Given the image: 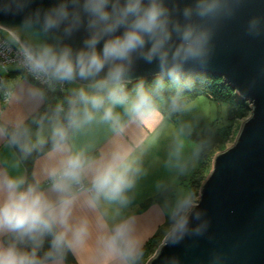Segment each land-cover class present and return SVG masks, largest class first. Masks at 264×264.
<instances>
[{"label":"clouds","instance_id":"clouds-1","mask_svg":"<svg viewBox=\"0 0 264 264\" xmlns=\"http://www.w3.org/2000/svg\"><path fill=\"white\" fill-rule=\"evenodd\" d=\"M244 9V34L264 40V5L250 0H0V18L18 19L0 21L11 57L0 73H23L0 78V264H67L70 254L82 264H147L127 210L161 139L153 189L163 227L150 259L186 264L164 249L211 240L199 196L180 182L212 144L188 92L217 33ZM25 100L30 114L9 113ZM233 252L213 245L193 264H230Z\"/></svg>","mask_w":264,"mask_h":264},{"label":"water","instance_id":"water-1","mask_svg":"<svg viewBox=\"0 0 264 264\" xmlns=\"http://www.w3.org/2000/svg\"><path fill=\"white\" fill-rule=\"evenodd\" d=\"M257 3L264 5V0H250ZM251 10L244 9L239 19L217 33L211 59L193 72L220 78L249 104L251 117L243 122L235 143L213 158L200 187V208L210 221L211 240L188 238L164 249L186 264L206 256L213 245L234 249L230 264H264V40H253L243 32V20ZM0 21L18 23L11 18ZM150 71L149 66L140 69L144 75ZM147 264L158 262L150 259Z\"/></svg>","mask_w":264,"mask_h":264},{"label":"rangeland","instance_id":"rangeland-1","mask_svg":"<svg viewBox=\"0 0 264 264\" xmlns=\"http://www.w3.org/2000/svg\"><path fill=\"white\" fill-rule=\"evenodd\" d=\"M0 32H5V31L0 30ZM9 35H0V42H3L4 44H6L7 40L9 39ZM7 53H9L8 49H7ZM7 56L10 57L9 54ZM2 60H5V59L2 58ZM14 69L15 67H9L7 70L12 71ZM5 80H8V78L5 77ZM28 82L32 84L35 83L34 81H31V79H29ZM230 97H231L230 100H232V102L234 103V106H237L235 104L236 101L244 103L243 101L238 99L237 96L233 92ZM190 103L192 105L191 115L194 118V120L197 122L199 128L201 130H204L206 133H208L212 137V144L208 149V154L213 162V158L218 153L226 151L235 143L237 136L240 133L243 122H245L247 119L251 117V111L249 108V104L244 103L245 106L244 105L243 106L246 107L247 109L244 108L245 111L240 110L241 113L244 112L245 114L244 116H241V118L230 122L228 118L230 102L228 101L227 102L215 101L214 99H211L207 95H201V96L196 97L194 100L190 101ZM224 128L228 129L229 131L226 133V136L222 138L220 137L218 138L220 130ZM164 145H165V141L161 139L159 142V146L154 148V154H150L148 158L151 160H154V158L156 157L163 158ZM199 163L200 161L198 162L196 167L187 176L182 177L180 180V182L183 185L193 188L196 191L197 195H199L200 187L202 186L204 181L208 178L209 173H210L208 171L203 172L202 182H199V183L194 182L195 180L193 176L199 170V165H200ZM210 171H211V168H210ZM161 176L159 175H157V177L153 176L152 180L150 181L152 184V187L154 185V182L157 179H159ZM151 191H154V189H152ZM151 193L154 196H156L155 192H151ZM162 227L158 230V233L154 236L155 238L153 237L154 239L153 238L149 239L144 245L145 247L150 242L149 248L145 251L147 263L150 260L152 253L155 251V247L161 236Z\"/></svg>","mask_w":264,"mask_h":264},{"label":"crops","instance_id":"crops-1","mask_svg":"<svg viewBox=\"0 0 264 264\" xmlns=\"http://www.w3.org/2000/svg\"><path fill=\"white\" fill-rule=\"evenodd\" d=\"M19 77H21V74L9 75V77L7 76L8 80H15ZM14 110L21 111L25 114H30L34 110V105L25 100L16 105L15 109H9V113ZM150 154H154V149ZM7 155V149H4L2 146H0V157H7ZM149 155L146 156L144 161L146 174L140 179L136 188L134 189L132 193V203L127 210L128 214L137 217V227L140 234L143 236L145 243L149 239H152L162 227V225L158 227L156 223L157 197L151 193L154 191H151L153 187L150 181L152 180L153 176L157 177V175H163L164 170L161 163L163 158L156 157L154 160H151L148 158ZM24 167L27 169L26 164ZM73 258L76 260L77 264H82L84 256L79 259L76 257Z\"/></svg>","mask_w":264,"mask_h":264},{"label":"trees","instance_id":"trees-1","mask_svg":"<svg viewBox=\"0 0 264 264\" xmlns=\"http://www.w3.org/2000/svg\"><path fill=\"white\" fill-rule=\"evenodd\" d=\"M10 71H6L0 74L4 76V78L5 77L7 78V76L9 77V75H17V74H21V76L23 75V73H21V71H19L16 68L12 70L11 72ZM60 95H62V93L57 92V93L52 94V97L54 98ZM201 95H207L208 97H210L211 99H214L215 101L230 102L229 103V117H228L230 122L233 120L239 119L241 118V116L245 115L244 112L243 113L240 112V110L245 111L244 108L247 109L246 107H244L245 106L244 103L236 101L235 104L237 106H234V103L232 102V100H230L231 98L230 96L232 95L230 88L224 85L223 81L218 77H214L208 74L193 75V85L190 91L188 92L189 100L192 101L196 97L201 96ZM240 104L242 105V107ZM228 131L229 130L225 128L220 130L218 138L219 137L222 138L226 136V133ZM199 164H200L199 170L198 172H196V174L194 173L195 175L193 176L195 180L194 182H198V183L202 182L203 172L205 171L210 172V168L212 166V159L210 158L208 154V150L206 152V155L200 160ZM32 167H33V164L31 161H29L26 164L27 170L30 172ZM149 246H150V242L144 247L145 251L149 248ZM67 263L77 264L76 260L73 258L71 254L67 258Z\"/></svg>","mask_w":264,"mask_h":264},{"label":"built area","instance_id":"built-area-1","mask_svg":"<svg viewBox=\"0 0 264 264\" xmlns=\"http://www.w3.org/2000/svg\"><path fill=\"white\" fill-rule=\"evenodd\" d=\"M0 44H4L3 42H0ZM6 54V55H5ZM10 55V52L9 53H7V47H0V59L2 60V58H4V59H6V60H9L10 61V59H11V57H8L7 55ZM2 57V58H1ZM9 68V67H8ZM7 68V69H8ZM7 71H10V70H7ZM0 78H2V79H4L5 80V78H4V76H2L1 74H0ZM31 79V78H30Z\"/></svg>","mask_w":264,"mask_h":264}]
</instances>
